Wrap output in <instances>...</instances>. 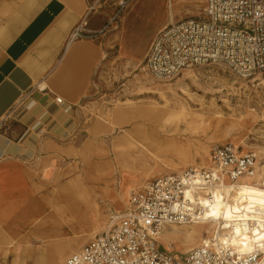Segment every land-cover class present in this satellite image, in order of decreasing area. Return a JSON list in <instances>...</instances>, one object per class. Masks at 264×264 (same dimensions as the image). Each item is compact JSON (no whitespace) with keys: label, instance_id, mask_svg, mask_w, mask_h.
Listing matches in <instances>:
<instances>
[{"label":"rangeland","instance_id":"rangeland-1","mask_svg":"<svg viewBox=\"0 0 264 264\" xmlns=\"http://www.w3.org/2000/svg\"><path fill=\"white\" fill-rule=\"evenodd\" d=\"M122 1L124 6L120 7ZM81 2L84 16L80 23L89 20L86 28L101 29L107 41L103 58L92 73L90 89L71 109L56 102V109L40 106L47 115L41 121L28 119V106L12 111L0 132L2 136L7 128L14 127L21 128L23 134H34L38 125L44 126L43 134L36 137L37 152L0 187V264H46L50 248L86 233L93 218L86 219L87 203L78 192L80 182L92 187L100 178L110 175L113 196L124 198V203L115 209L108 197L95 196L105 215L103 226L111 214L127 207L130 192L157 177L179 173L153 167L143 176L134 165L117 166L121 149L116 146L122 145L120 141L125 139V132L132 130V125L144 123L159 131H170L180 124L165 122L159 113L163 108L168 112L181 111L171 98L165 106L158 95L140 91L137 81L145 76L162 85L184 78L188 85L192 101L179 92L186 101V112L193 116L190 122L197 127L190 135L188 154L192 155L197 145L210 152L216 144L231 142L243 154L256 155L255 182L264 181V175L259 172L264 165V85L251 81L257 76L264 78V74L241 78L224 64L215 63L189 69L188 72L192 70L196 74L192 84L190 77L183 74L166 81L153 77L145 68L144 58L157 32L170 23L197 16L201 5L176 6L180 11L175 21H170L168 7L177 5L178 0ZM116 13L118 24L106 28L109 15ZM6 133V137L10 136L9 131ZM175 151L169 148L163 155L165 161L178 164L183 157L178 154L180 150ZM196 163L199 160L188 162L183 171L189 167L203 168ZM180 226L183 225L174 227ZM93 238L68 252L62 264ZM170 246L178 256H186L179 243Z\"/></svg>","mask_w":264,"mask_h":264},{"label":"built area","instance_id":"built-area-1","mask_svg":"<svg viewBox=\"0 0 264 264\" xmlns=\"http://www.w3.org/2000/svg\"><path fill=\"white\" fill-rule=\"evenodd\" d=\"M188 1L200 3L197 16L160 29L148 47L144 64L153 77L169 81L215 63L241 78L264 74V0ZM114 24L117 13L109 15L106 28ZM92 38L82 22L69 34L67 45ZM55 102L62 103L59 98ZM7 119L0 120V132ZM210 161L211 168L189 167L132 191L127 207L111 214L104 229L64 264H264V215L256 202L240 204L227 224L209 214L217 189L224 201L225 189L231 195L244 184L264 189V183L255 182L256 155L226 142L211 148ZM209 223L214 224L211 232H204L186 256L159 249L156 237L164 227ZM235 225L239 234L233 233Z\"/></svg>","mask_w":264,"mask_h":264},{"label":"crops","instance_id":"crops-1","mask_svg":"<svg viewBox=\"0 0 264 264\" xmlns=\"http://www.w3.org/2000/svg\"><path fill=\"white\" fill-rule=\"evenodd\" d=\"M83 16L81 0H0V116L28 106V119L41 121L47 115L40 106L56 109L59 98L71 109L82 100L107 42L101 29L89 26L91 40L67 45ZM41 127L34 134L7 128L0 136V187L37 152Z\"/></svg>","mask_w":264,"mask_h":264},{"label":"bare ground","instance_id":"bare-ground-1","mask_svg":"<svg viewBox=\"0 0 264 264\" xmlns=\"http://www.w3.org/2000/svg\"><path fill=\"white\" fill-rule=\"evenodd\" d=\"M186 4L200 7V3L196 1L190 2L188 0H178L177 5L170 4L168 7L170 21H175V15L180 11L176 6H183ZM191 71L184 72L182 76L190 77L191 83L195 84L196 80L193 79V75L196 74L195 72L193 74ZM251 81H258L259 85H264V78H260L259 76ZM137 84L141 86L140 91H144L142 93L158 95L165 102V106L169 103V98L178 104L181 108V111L178 113L168 112L165 108H163V111H159V113L163 114V120H165V122L178 121L180 124L175 125L170 131H159L156 127L144 123L132 125V130L124 133L125 139L120 141L122 145L116 146L121 149L119 154L120 162L117 163V166L119 167L124 164L134 165L137 167L136 171H140L143 176H145L153 167L181 173L188 162H193L195 160H199L200 163H196L199 167L206 169L211 168L210 152H208L204 146L197 145L194 148L195 151L193 154H188L191 150L190 146L192 137L190 135L197 131V127L193 126L190 122V119L193 116L186 112V101L182 99L179 94L180 92L183 97L191 101L193 100L184 78L177 80L174 84L162 85L148 76H145L143 79L138 80ZM38 87L40 90H43L46 85L42 83ZM11 115L12 113L9 112L1 119L9 118ZM169 148L176 149V151L180 150L178 154L183 158L179 160L178 164H170L165 161L163 155L169 151ZM260 169L259 172L264 175V165L260 167ZM262 183H264V181ZM243 186V188L234 191L235 193L233 195L229 194L228 189H225L224 192L228 196L226 201H224L225 196L220 190L217 189L213 191L215 201L214 204L211 205L209 211L213 220H223L224 224H227L228 220L232 218V211L238 210L239 205L244 202H256L264 215V189L247 184H244ZM96 190H99L98 194ZM78 192L79 196L87 203L86 219L92 217L93 223L89 226L86 233L80 237L71 239L64 245L50 248L47 251L48 259L46 264H62L68 252L78 248L84 241L95 237L104 229L105 224L103 226L102 224L105 220V215L102 211V207L96 203L95 196L100 195L102 198L108 197L110 200L109 202L112 207H115V209H118L124 203V198L122 196H113L110 175L105 176V178H100L98 184L94 183L92 187H87L80 182ZM201 201L203 205H206L208 202L206 199H202ZM174 226L176 225L164 227L157 234L156 239L159 243V249L161 251H168L171 250V243H179L183 247V253L187 254L200 244L204 232H211V228L214 224L209 223L206 226L202 224H193L189 226L183 225L180 227ZM42 227H44V225H42ZM232 230L234 234L240 233V229L236 225ZM253 233L257 234V229H254Z\"/></svg>","mask_w":264,"mask_h":264}]
</instances>
